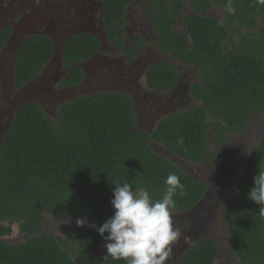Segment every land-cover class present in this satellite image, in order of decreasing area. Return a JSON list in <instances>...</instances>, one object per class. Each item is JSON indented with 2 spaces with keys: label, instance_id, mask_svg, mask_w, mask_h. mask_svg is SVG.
I'll return each mask as SVG.
<instances>
[{
  "label": "trees",
  "instance_id": "16d2710c",
  "mask_svg": "<svg viewBox=\"0 0 264 264\" xmlns=\"http://www.w3.org/2000/svg\"><path fill=\"white\" fill-rule=\"evenodd\" d=\"M134 0H104L103 23L109 42L125 43L126 11ZM185 0H148L157 37L154 48L163 56L194 69L199 82L193 96L201 102L187 112L162 120L153 133L139 128L136 105L125 93L82 97L62 106L52 121L37 103L16 111L11 128L1 141L0 159V264H124L107 257L104 239L91 225L60 242L45 232L46 214L55 220L85 219L100 226L113 215L115 184L136 181L159 199L169 173L179 176L184 194L177 195L173 214L197 208L208 188L171 161L157 155L156 143L179 158L193 163L221 161L210 154L208 142L221 150L229 135L246 133L264 111V0H192V13L183 20ZM215 7L223 18L212 16ZM11 29L0 30V51L12 38ZM101 42L90 34L73 37L64 53L67 76L62 89L81 85L85 72L75 68L100 50ZM134 44L129 58L138 57ZM56 54L49 37L25 40L17 53L14 84L21 90L34 82ZM180 72L169 61L152 64L147 88L169 93L179 83ZM3 83L0 77V105ZM264 170V138L247 161L246 173L228 205L226 222L230 252L241 264H264V217L248 199L253 178ZM28 237L10 245L14 225ZM104 248V257L102 249ZM218 246L202 239L189 249L179 264H216Z\"/></svg>",
  "mask_w": 264,
  "mask_h": 264
},
{
  "label": "rangeland",
  "instance_id": "374dc122",
  "mask_svg": "<svg viewBox=\"0 0 264 264\" xmlns=\"http://www.w3.org/2000/svg\"><path fill=\"white\" fill-rule=\"evenodd\" d=\"M62 0H45L43 5L33 3L28 11V18L24 24L18 29L19 32L26 31L30 28H40L39 32L47 31L48 37L51 33L60 32L61 25L54 18H58L61 14L55 10L49 11L50 2L56 6ZM9 0L0 1V18L4 15L5 19L2 22L8 24L11 21L13 12L7 9ZM65 5L67 3L63 2ZM187 5L185 14L181 19L180 24L176 27V31H184L183 23L186 15L192 13L190 5L192 0H185ZM148 5V0H134L133 5L127 10L126 21L128 22L126 42L124 50H120L116 44L109 43L106 39L104 27L99 20V17L93 18L91 24L87 28L96 30V34L104 40L106 49L102 51V60L100 63L105 69L113 70L106 72L105 76L100 79L104 84L120 85L117 88L125 86L124 79L127 70H134L140 72L137 85H141V92L135 90L127 91L134 96L136 102H139L137 116L139 118V128L145 132L153 133L156 130V125L152 123L155 117L151 116L148 110L145 94L148 93V99L154 106V110L159 112H168L167 116L182 114L197 106L201 102L193 96V88L199 82V76L194 69L184 66L178 62L173 61L170 57L163 56L154 48L155 38L153 36V23L149 17V12L145 10ZM7 10V11H6ZM56 13V16H53ZM225 9L222 7H215L212 11V16L223 18ZM0 25L4 27L5 24ZM48 27V29H47ZM38 28V29H39ZM36 29V30H38ZM62 33V32H61ZM35 32H31L27 37L34 36ZM137 38H142L144 42V49L141 51V57L135 61L127 58L126 53L131 50V45L136 42ZM23 35H17L5 50L0 51V77L3 83V96L0 105V159H1V141L7 131L11 128L12 121L15 117L16 111L21 106L27 103H37L45 112V114L54 122L58 121V112L62 106L72 101L78 100L82 97H89L93 93L89 92L91 85H86L84 89L79 88L74 92L63 91L60 88V81L55 80L58 71L61 72L62 66V48L58 47L56 61L47 74L40 75L34 82L17 90L14 84V70L15 62L19 48L23 44ZM171 62L180 72L179 85L176 96L166 97L163 94H156L150 92L146 83V72L148 67L159 61ZM145 68L141 71L138 69ZM128 75V74H127ZM96 77L95 75H93ZM133 80L135 79L134 76ZM98 79V80H100ZM132 79V78H130ZM94 81L96 79H93ZM106 82V83H105ZM97 85V83H94ZM106 85L107 88H113ZM94 86V85H92ZM92 88V87H91ZM125 89V87H123ZM84 90V91H83ZM88 90V91H87ZM109 90V91H108ZM108 91L111 89H105ZM100 93H107V92ZM133 92V93H132ZM85 94V95H84ZM126 94V93H125ZM144 94V95H143ZM160 101L163 105L160 106ZM150 104V105H152ZM152 105V106H153ZM168 106L167 110L164 106ZM171 108V109H170ZM156 116V115H155ZM264 138V111L261 112L255 119L254 123L248 128L246 133L241 135H229V142L221 150H218L212 140L208 142V152L210 154H221L223 159L215 161L212 159H205L201 163L193 164L187 162L172 152H169L162 146L152 143V148L155 153L172 163L184 173L193 176L196 180L204 182L207 185L208 191L203 202L194 210L184 214H173L172 219L176 227L182 231L181 238L173 245V252L166 264H179L182 256L193 246H195L202 239H212L218 246V258L216 264H241L240 260L230 252L231 235L229 227L226 222V212L230 204L234 192L240 182L243 180L246 173V165L251 154L258 148ZM86 225L93 224V221H87ZM45 232L55 236L60 242L70 240L72 233L81 228L78 226L75 219L55 220L51 215L46 214ZM85 225V226H86ZM83 227V226H82ZM184 236L190 238V242L186 243ZM10 245L24 244L28 237L23 235L20 231L19 225H14V233L11 237L4 238ZM104 248L102 249V256L104 257Z\"/></svg>",
  "mask_w": 264,
  "mask_h": 264
},
{
  "label": "clouds",
  "instance_id": "9594fccd",
  "mask_svg": "<svg viewBox=\"0 0 264 264\" xmlns=\"http://www.w3.org/2000/svg\"><path fill=\"white\" fill-rule=\"evenodd\" d=\"M12 40V39H11ZM19 51V50H18ZM248 199L259 206L258 214L264 217V170L253 178ZM184 185L179 176L169 173L159 199H154L147 188L136 181L115 184L113 189V215L102 225L91 227L104 239L110 257L124 264H166L173 245L181 238L182 231L172 219L175 197L184 194ZM87 220L78 219V226ZM186 243L190 238L184 236Z\"/></svg>",
  "mask_w": 264,
  "mask_h": 264
},
{
  "label": "flooded vegetation",
  "instance_id": "af4514ba",
  "mask_svg": "<svg viewBox=\"0 0 264 264\" xmlns=\"http://www.w3.org/2000/svg\"><path fill=\"white\" fill-rule=\"evenodd\" d=\"M0 1L3 2L5 0H0ZM103 1L104 0H62V2L59 1V3H57L56 6L54 5V3L50 2V5L48 6L49 7V11H51V9H53V10H55L57 8L59 9V10H55L54 12H56V11L58 13L60 12L61 15L58 18H54L53 21H55V22L57 21L61 25V27H59L60 28V32L59 33L58 32H53V33H51V37H49L50 39H52L54 41L56 54H55L54 58L52 59V61L44 69L42 74L43 73L47 74V72L50 70L49 68H51L53 63L56 61L58 47H61L62 48L61 72L58 71L56 76H55V79H54V81L55 80H59L60 84H61L63 79L68 74V72L65 71L64 59H63V53H64V49H65L67 43L73 37H76V36H79V35H82V34H90V35H93L96 38H98L99 41L101 42L100 50L90 60H88V61H86L84 63L77 64L75 66V68L76 67L77 68H81L85 72V79H84L83 83L81 85H79L78 87H74V88H70V89H63V91H65V92H67V91L74 92V90H77L79 88H81V89L83 88L84 89V87L86 85L90 84L92 88L89 87V92L90 93L94 92L93 95L108 94L109 90L108 91H102V90L111 89V91H110L111 94L126 93L131 98L134 99V96H132V94L130 95L127 91H133L135 93V90H137L139 93L141 92V85L140 84L137 85V83H136V81L138 82V78L140 76V74H139L140 72L139 73L136 72V69H135V71L134 70H127L126 71L127 73H126V76H125V79H124L125 86H123V87H125V89L123 87L117 88L120 85H112V84L109 85L106 82H105L106 84H104L103 80L100 79L102 76H105L106 72H111L113 70H111V68L110 69H105L100 63H98L100 60H102V57L100 55H102V51L104 49H106V46L104 45V40L102 41V39L99 37V35L96 34V30H94L93 27L89 29V28L86 27V25L89 26L91 24L94 16L95 17H99V20L102 23V24H100L101 25L100 28H102V25H103L105 32H107V34H106V38L107 39L106 40L109 42V40H108V31L105 29V26H104V23H103V15H104ZM44 2H45V0H9V2L7 3L8 4L7 5V9L11 10L13 12V16L10 18L11 21H8V24H6V23L2 22V20L5 19L4 15H1L0 25H2L4 23L5 26L4 27H0V30L1 29H11L12 32H13V35H12V38H11L12 40H14L17 35H23L24 39H23L22 42H24L25 40H28V39H30L32 37H35V36L48 37V35H47L48 34L47 33L48 30H46L45 32H39V30H40L39 27H38L39 29L38 28L27 29L26 25L24 26V29L26 31H24L23 33L19 32L17 34L18 29L21 28V26L24 24L25 20L28 18V11L30 10L31 5L33 3L34 4L38 3V5H43ZM63 2H65L67 4L65 5ZM130 7H128V9ZM126 13H127V11H126ZM53 16L55 17L56 13H53ZM149 17H150V15H149ZM127 28H128V26H127ZM127 28L125 29V36H124L125 40H126ZM36 29H38V30H36ZM47 29H48V27H47ZM33 31L35 32L34 36L27 37L28 34H30ZM153 36H154L155 42H156L157 37L155 35V30H153ZM11 39L6 44V47L9 45L10 42H12ZM141 39L142 38H137L136 42L131 45V50H130V51L133 50V45L134 44H141V48L138 51V57H136L133 60L130 59L129 58V52L130 51H129V52L126 53L127 58L129 60L135 61V60H137V59H139L141 57V51L145 47L144 42ZM109 43H111V42H109ZM112 43L116 44V46L118 47V40H115ZM6 47H5V49H6ZM124 47H125V43L123 45V48H119V47L118 48L120 50H122V49L124 50ZM144 68H145V66L141 70L138 69V71L142 72V70ZM147 71H148V69H147ZM146 74H147V72H146ZM93 75H95L96 77H94ZM132 76L135 77L134 80H133ZM130 78H132V79H130ZM93 79H96V80L94 81ZM98 79H100V80H98ZM95 82L97 83V85L94 84ZM92 85H94V86H92ZM106 85H109V87H113V88H107ZM178 85H179V83H178ZM178 85L169 93H158V92H155V91H151L149 89L148 90L150 92H153V93H156V94H163V95H166V97L174 98L176 96ZM101 91L102 92H107V93H100ZM144 94L143 95L146 98L149 95L148 93L147 94L144 93ZM93 95H90V96H93ZM146 98H145L144 101L147 102L149 113H150V115L152 117L153 116L155 117V120L153 121L152 125L155 126L157 124L156 126H158V124L162 120H164L165 118L168 117L167 116L168 112L167 111L166 112L165 111L164 112H159L157 110H154L153 107L155 108V106ZM134 101H135V105H136V108H135L136 110L135 111L137 113V110L139 108V105H138L139 102H136L135 99H134ZM150 104H152L153 106L150 105ZM161 105H163V103H161V101H160V106ZM164 107L167 110H169L168 106L165 105ZM138 120H139V118H138Z\"/></svg>",
  "mask_w": 264,
  "mask_h": 264
}]
</instances>
